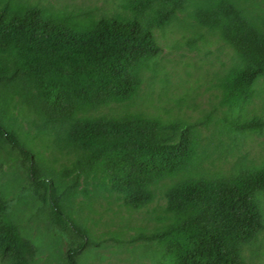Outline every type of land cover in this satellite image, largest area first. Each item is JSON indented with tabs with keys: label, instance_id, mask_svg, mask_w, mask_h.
<instances>
[{
	"label": "trees",
	"instance_id": "16d2710c",
	"mask_svg": "<svg viewBox=\"0 0 264 264\" xmlns=\"http://www.w3.org/2000/svg\"><path fill=\"white\" fill-rule=\"evenodd\" d=\"M127 15L94 17L0 0V98L22 88L21 111L54 156L73 157L56 173L23 146L0 120V142L17 149L30 182L43 189L51 218L74 237L65 264L99 242L75 221L64 193L80 176L102 167L106 191L129 212L147 209L165 178L186 171L195 126L139 113L94 114L138 92L143 70L161 52L154 30L178 14L218 37L235 56L225 72L222 101L239 133L261 131L264 119L246 117L258 89L264 102V21L242 0H126ZM145 11L151 17H144ZM73 176L68 189L59 182ZM264 196V167L237 174L197 175L167 188L165 225L143 236L161 246L157 264H243V250L264 230L256 202ZM39 249L0 206V262L36 264Z\"/></svg>",
	"mask_w": 264,
	"mask_h": 264
},
{
	"label": "rangeland",
	"instance_id": "374dc122",
	"mask_svg": "<svg viewBox=\"0 0 264 264\" xmlns=\"http://www.w3.org/2000/svg\"><path fill=\"white\" fill-rule=\"evenodd\" d=\"M55 11L102 15H127L126 0H14ZM253 14L264 21V0H242ZM152 14L145 11L144 17ZM161 52L142 72V84L136 95L124 104H112L94 114L139 113L163 121H180L195 126L194 150L186 171L165 178L154 189V201L145 210L129 212L106 191L102 167L80 176L69 193L73 176L60 180L73 219L79 222L98 247L86 249L78 264H157L161 246L143 238L159 232L165 225L161 210L169 186L197 175L237 174L241 168L264 167V128L239 133L233 126L235 113L222 101V78L235 64L233 52L216 35L198 27L187 14H176L173 21L155 29ZM246 108V117L264 119L263 94L258 90ZM17 88L0 98V120L12 129L23 146L42 156L45 165L56 173L72 168L73 157L54 156L45 149L40 133L21 111ZM26 162L17 149L0 142V206L14 220L21 233L39 249L36 264H65L72 233L50 216L49 206L27 177ZM256 202L264 224V196ZM243 264H264V230L243 250ZM0 264H2L0 262Z\"/></svg>",
	"mask_w": 264,
	"mask_h": 264
}]
</instances>
